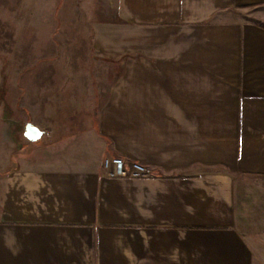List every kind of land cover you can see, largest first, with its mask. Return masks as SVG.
Masks as SVG:
<instances>
[{"label":"crops","instance_id":"obj_1","mask_svg":"<svg viewBox=\"0 0 264 264\" xmlns=\"http://www.w3.org/2000/svg\"><path fill=\"white\" fill-rule=\"evenodd\" d=\"M105 1L0 57V264H264V0Z\"/></svg>","mask_w":264,"mask_h":264},{"label":"rangeland","instance_id":"obj_2","mask_svg":"<svg viewBox=\"0 0 264 264\" xmlns=\"http://www.w3.org/2000/svg\"><path fill=\"white\" fill-rule=\"evenodd\" d=\"M105 2L0 0V57L9 53L11 48L16 50L19 61L26 57L28 51L48 60L57 55L90 53L86 51L88 47L81 48L80 44L85 41L91 43L94 24L84 23L119 21L118 15L112 18L102 13ZM82 24L85 28L81 27ZM14 40L19 47L14 46Z\"/></svg>","mask_w":264,"mask_h":264},{"label":"built area","instance_id":"obj_3","mask_svg":"<svg viewBox=\"0 0 264 264\" xmlns=\"http://www.w3.org/2000/svg\"><path fill=\"white\" fill-rule=\"evenodd\" d=\"M104 167L108 169L110 177L145 178L152 175L150 168L136 162L128 163L121 158L105 160Z\"/></svg>","mask_w":264,"mask_h":264},{"label":"water","instance_id":"obj_4","mask_svg":"<svg viewBox=\"0 0 264 264\" xmlns=\"http://www.w3.org/2000/svg\"><path fill=\"white\" fill-rule=\"evenodd\" d=\"M26 130H27L26 137L32 141H35L42 136V132L38 128L32 126L31 124L27 125Z\"/></svg>","mask_w":264,"mask_h":264}]
</instances>
